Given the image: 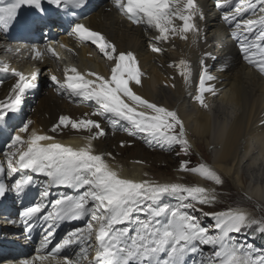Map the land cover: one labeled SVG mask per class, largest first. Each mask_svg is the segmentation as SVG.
Masks as SVG:
<instances>
[{
  "label": "snow or ice",
  "instance_id": "1",
  "mask_svg": "<svg viewBox=\"0 0 264 264\" xmlns=\"http://www.w3.org/2000/svg\"><path fill=\"white\" fill-rule=\"evenodd\" d=\"M48 3L58 8L61 5L79 7L85 5L86 0H48ZM113 4L130 22L146 23L154 28L157 35L153 39L157 43L167 41L170 34L186 40L188 33L199 32L193 22L197 9L196 0H113ZM23 5L43 12L42 0H14L0 6V24L7 25ZM217 7H221L219 0ZM257 7L260 13L257 19L238 21V17ZM223 19L229 25L235 23L237 29L243 27L247 35L243 36L241 43L242 58L264 75V0H240L234 11L230 15L225 14ZM177 20L182 23H175ZM70 34H75L78 40L90 41L107 59L113 61L111 75L105 77L92 71L81 73L72 66L64 69L63 81L52 75V83L71 96L94 101L98 108L93 115L102 114L113 125L127 122L132 129L129 135L144 133L149 137V143L169 147L179 145L187 155L189 141L178 113L150 102L130 86V82L141 84L142 77L134 54L121 52L114 55V45L107 42L102 34L81 23H76ZM157 43L151 45L154 53L162 51ZM46 51L59 58L51 45ZM42 55L40 51L34 50L35 59H40ZM204 56L210 57L211 53L206 52ZM201 66L199 87L194 99L201 107L207 108L204 94H215L214 87L208 83L214 78L208 74L203 60ZM177 67L182 69L179 74L187 83L190 73L188 62L181 59ZM4 70L7 71V66ZM13 72L18 80L13 86L9 102L0 105V121H6L10 113L19 109L25 91L35 87L33 82L38 76V72H33L31 77H26L15 69ZM87 115L86 113L85 116ZM30 124L31 121L25 123L11 136L9 151L6 153L7 175L12 177L14 173L28 170L43 174L51 184L83 189L77 195H64L51 201L53 211L47 216L40 215L42 209L47 207L43 203L25 207L20 212L27 228L32 227L29 222L40 219L48 223L47 235L41 241L37 253L48 249L51 244L49 237L53 235L57 221L87 219L84 226L75 228L50 251L36 255L33 260L43 264L51 257L56 264H80V259H88L87 249L91 244L86 241L90 242L94 236L96 254L89 264H185V257L189 253L200 252L203 256L201 246H208L213 251L201 259L199 264H264V255L252 253L244 245L237 244L231 236L232 233H240L253 225H257V232L264 234V223L249 221L247 214L239 209L205 212L202 208H197V204L211 206L217 199L214 191L210 192L203 186L156 184L149 180L137 182L121 178L102 154L93 152L91 141L105 134L100 122L86 118L74 120L63 115L59 117L58 124L52 127V131L69 125L74 130H98L89 135V143L80 148L58 142L44 143L54 141L55 138L38 134L35 130L29 132ZM22 134H27L26 138ZM121 146H124L123 141ZM188 163L187 160L181 161L180 170L196 173L215 185L223 184V178L207 164L200 163L197 167L189 168ZM3 172V167H0V173ZM31 179V176L21 175L10 187L0 181V198L5 197L9 191L18 196L24 194ZM164 194L176 196L177 205L158 203ZM48 195L47 190L41 192L42 198ZM196 211L214 221V234H210L200 224L198 217L192 214ZM71 246L79 249L75 253L77 259L67 256L62 260L58 259L61 251ZM24 264H32V261H24Z\"/></svg>",
  "mask_w": 264,
  "mask_h": 264
},
{
  "label": "bare ground",
  "instance_id": "2",
  "mask_svg": "<svg viewBox=\"0 0 264 264\" xmlns=\"http://www.w3.org/2000/svg\"><path fill=\"white\" fill-rule=\"evenodd\" d=\"M217 2L218 0H196L197 9L193 22L199 32L188 33L186 40L170 34L167 41L157 43L153 39L157 35L154 28L146 23L130 22L115 8L113 0H96L91 5L87 11V26L90 30L102 34L107 42L114 45L116 49L114 55L121 52L134 54L142 77L139 85L130 82L133 90L150 102L176 111L183 121L189 143L198 153L202 152L193 143L194 138L200 139L207 149L210 162L206 159L204 161L219 175L226 177L237 191L245 193L247 198L253 199L264 208V177L255 180L251 177L252 172H262L264 175V75L242 58L241 43L243 36L247 35L243 27L237 29L235 23L229 25L223 19L225 14L230 15L234 11L240 0H230L227 3L225 0H219L221 7H217ZM259 15V7L249 9L238 17V21L257 19ZM175 23L182 22L177 20ZM68 43V53L65 50L62 54V50L57 49L59 58L43 52L40 59H35L34 54L29 53L34 60L33 69L18 70L26 77L38 72L39 77L33 82L35 87L25 91L19 107L22 108V104L28 99L35 98L30 116L32 127L28 131L35 130L38 134L55 138L54 141L44 143L58 142L80 148L88 144L87 137L98 130H74L69 125L52 131V127L58 124L62 115L74 120L86 118L98 121L105 134L91 141L93 152L102 154L121 178L137 182L154 181L147 176L150 169L148 164L150 157L146 152L148 149L135 144L140 140L136 141L134 137L141 139V133L129 135L132 129L127 122L113 125L104 115H93L98 108L94 101H84L71 96L52 83L50 79L52 75L57 76L60 81L64 80L65 73L62 67L66 66L67 68L75 66L81 73L92 71L105 77L111 75L114 62L107 59L97 47L95 51L102 57L100 60L92 55L88 45L81 46L73 38H70ZM153 43H157L162 51L152 52ZM206 52L211 53V56L205 57ZM4 53L7 52L0 47V55ZM25 56L23 55L21 59L24 60ZM181 59L186 60L190 68L187 83L179 74L182 69L177 67ZM202 60L207 66L208 74L214 78L208 83L214 87L215 94H204L207 108L201 107L194 99L199 87ZM17 80L18 77L14 73L0 68V105L9 102ZM19 109L10 113L8 118L14 120L12 117L20 116L22 110ZM6 125L7 120L0 121V127L6 128ZM5 130L9 132L8 128ZM22 135L26 138L27 134ZM120 149H125V158L119 154ZM154 159L155 164H158L161 161L168 163L169 158L163 154L162 157ZM154 183L175 182L162 178ZM245 183L247 185H244ZM82 191L83 189L79 190ZM174 198L177 197L164 194L158 203L164 205L166 199L170 201ZM231 209L245 210L241 207ZM246 211L249 213L248 209ZM252 217V213L248 215V219ZM197 257L198 253L186 255V259L191 260ZM191 260L190 263L198 264Z\"/></svg>",
  "mask_w": 264,
  "mask_h": 264
},
{
  "label": "rangeland",
  "instance_id": "3",
  "mask_svg": "<svg viewBox=\"0 0 264 264\" xmlns=\"http://www.w3.org/2000/svg\"><path fill=\"white\" fill-rule=\"evenodd\" d=\"M91 51H92V55L96 59H99V60L102 59V57L99 56L94 49ZM34 102H31L32 104H31V106H29L30 102L28 100V102H26V105H24V108L26 110H28V113H27L28 122L30 120H32L30 116L32 114V110H33L34 105H35ZM31 127H32V123L30 124V128ZM134 138L136 139V141L140 140V141L136 142L135 144H137L139 146L143 145L145 149L152 151V152L151 151L148 152V150H147L146 152L149 154V157H150V162L148 163L150 169L148 170L147 176L150 179L154 180V181H152L153 183L158 182L159 180L164 178L165 180H168L170 182L184 184L186 186H203V187L207 188L210 192L214 191L217 199H216L215 203L211 206L197 204L196 205L197 208H202L203 211H205V212H218V211L231 209L232 207H241V208H245L244 211H246V209L249 210V213H248V211H246L247 216L251 213L253 214L252 219H249V221L254 220L258 224L264 223V208H262L261 206L256 204L253 199L247 198V195L245 193H241L240 191H237L230 184V181H228V179L226 177H222L220 175L223 178L224 182L222 185H215L214 182L208 181V180L200 177L196 173L180 170L179 166H180L181 161H183V160H187L189 162L188 163L189 168L197 167L200 163H204V164H207L209 166V164L207 163V162H210L209 153H208V151H206L207 149L201 143L202 141L200 139L194 138L193 143L196 144L198 149L200 151H202L203 154H202V152L198 153V151L194 148V146H192V144L189 143V145H188L189 151H188V154L185 155L181 151V148L179 145L169 147L167 145H161V144H157V143H149L148 142L149 137L144 133H141V139H139L137 137H134ZM197 143H198V145H197ZM127 148L129 149L132 147H127ZM120 150H121V152L119 154L123 158H125L126 157L125 156L126 153L124 152L125 149L124 150L120 149ZM131 151L134 152V150H131ZM163 154L165 155V157L169 158L168 163H164L163 161H161L158 164H155L154 158L162 157ZM205 159L207 160V162L204 161ZM262 175H263L262 172H260V173L252 172V176L251 175H249V176L253 177L252 180H255V178L260 179V177H264V175L263 176ZM251 177H250V180H251ZM244 185H247V183H245ZM164 203H165L164 205L175 206L178 203V199L174 198L172 201H168L166 199ZM239 210H242V209H239ZM192 214L195 215L196 217H198L200 224L203 227L207 228L209 230L210 234L215 233L216 229L214 226V221L211 218L204 217L202 212H200V211L192 212ZM209 220H210V222H208ZM256 227H257V225H253L252 228H246V229L242 230L240 233H232L231 236L233 237L234 241L237 244L244 245L246 248L250 249V251L252 253H254L256 255H264V250H260L256 246L258 244L256 243L254 237H255V235L261 234L255 230ZM201 247L203 248V256L201 255L200 252H198V257L194 258L195 260L192 259L193 263L197 262L199 264L201 259L206 258L213 251V249L208 247V246H201Z\"/></svg>",
  "mask_w": 264,
  "mask_h": 264
},
{
  "label": "trees",
  "instance_id": "4",
  "mask_svg": "<svg viewBox=\"0 0 264 264\" xmlns=\"http://www.w3.org/2000/svg\"><path fill=\"white\" fill-rule=\"evenodd\" d=\"M254 239L259 247H264V234L255 235Z\"/></svg>",
  "mask_w": 264,
  "mask_h": 264
}]
</instances>
